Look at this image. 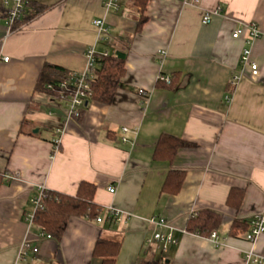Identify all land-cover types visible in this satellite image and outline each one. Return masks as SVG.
I'll use <instances>...</instances> for the list:
<instances>
[{
	"label": "crops",
	"instance_id": "obj_1",
	"mask_svg": "<svg viewBox=\"0 0 264 264\" xmlns=\"http://www.w3.org/2000/svg\"><path fill=\"white\" fill-rule=\"evenodd\" d=\"M103 2L31 0L28 20L12 30L0 13V264H16L25 242L39 250L40 262L29 254L21 264H101L93 255L99 237L122 240L115 264H245L247 252L264 259V235L253 244L247 231L229 235L235 221L264 213V0H149L144 12L135 0H121L115 13ZM216 10L204 25L203 14ZM101 18L113 42L98 51L127 55L122 88L112 105L91 100L80 119L64 124V103L37 91V81L47 64L86 71V50L97 44L93 21ZM253 23L262 34L251 46L256 80L240 63L247 35H232ZM175 73V90L157 86L161 75ZM124 127L129 144L121 140ZM163 134L197 146L178 150L171 164L157 161ZM172 171L185 173L176 195L162 192ZM81 182L95 184L96 203L121 212L123 221L72 218L60 244L40 239L27 221L39 188L75 196ZM237 188L245 197L235 210L227 200ZM204 210L222 215L220 247L186 231L189 218ZM153 217L173 230L177 244L167 253L153 235L168 231L150 224Z\"/></svg>",
	"mask_w": 264,
	"mask_h": 264
},
{
	"label": "trees",
	"instance_id": "obj_2",
	"mask_svg": "<svg viewBox=\"0 0 264 264\" xmlns=\"http://www.w3.org/2000/svg\"><path fill=\"white\" fill-rule=\"evenodd\" d=\"M149 0H135L136 6L144 12ZM146 18H141L138 22V31H140ZM127 55L117 53L109 57H103L98 60L97 66L94 69V80L92 84V101L102 105H112L116 99V94L122 88L121 79L126 74ZM71 73L61 67H56L47 64L41 71L36 84V90L47 92V84H57L68 78ZM180 74L170 76V84L158 82L157 86H165L170 90H175L180 82ZM159 141L154 151V159L157 161H167L170 164L174 161L180 149H192L197 145L181 138H174L170 135L163 134L159 137ZM184 172H170L166 178L162 192L176 195L180 192L184 184ZM5 181V175L0 174V186ZM97 186L88 182H81L75 196L62 194L56 191H45L41 199V207L34 213L33 227L40 229L41 232L50 235L52 240L60 244L63 239L67 226L72 218H83L90 221L97 220L102 216L105 222L113 223L111 218H108L106 212L95 201ZM227 200L228 206L238 210L245 197V192L242 189H232ZM222 215L213 210H204L191 216L187 221V233L198 235L209 239L210 234L218 231L222 226ZM249 223L235 221L229 232L230 236H236L239 231H248ZM96 246L93 251L95 259H99L101 264H115L122 247V240H108L99 237L96 240Z\"/></svg>",
	"mask_w": 264,
	"mask_h": 264
},
{
	"label": "built area",
	"instance_id": "obj_3",
	"mask_svg": "<svg viewBox=\"0 0 264 264\" xmlns=\"http://www.w3.org/2000/svg\"><path fill=\"white\" fill-rule=\"evenodd\" d=\"M190 1V3H193L197 5L200 3L201 0H185ZM31 4V0H0V13L5 18L6 26L8 30H12L15 28V26L19 23H22L24 21H27L29 18V7ZM103 8L105 12L107 13H115L118 12L121 9V0H104L103 2ZM219 10H216L215 12H205L202 16L201 22H203L204 25H210L212 22V18L215 14L218 13ZM93 26L97 29V44L95 46L88 47L86 50L85 56L87 60V67L86 71L83 73H71L68 78L62 80L60 83L57 84H47L46 90L49 92L50 96L56 100L63 102L65 105V122L64 124H67L69 121H77L80 119L83 115V112L86 110L88 104L90 103L91 95H92V84L91 82L94 80V69L97 66V62L100 59H103V57H109L111 56L109 51H102L99 52L97 49L98 44H102L104 42H107V44H111L113 42L110 27L107 26V23L104 18L97 19L93 21ZM245 34L247 35L245 42L248 47L245 48L240 63L242 64L244 71H249V77L252 80L258 79L259 75V68L258 65L251 60L252 55V49L251 46L253 43L258 40L262 34L259 30V27L256 24H250L245 25L243 28L235 30V32L232 34L233 38L239 39L241 37H244ZM160 57H164L166 55L165 52L160 51L159 52ZM5 61H9V59L5 58ZM244 78V73L235 74L232 77V81L230 82L231 86H237ZM158 81H162L166 84H170V76L167 75H161L158 79ZM139 95L143 96L144 98H147L146 93L143 90L139 91ZM228 101H230L228 99ZM65 131V128L59 129L57 131L58 138L54 140V146H53V154H56L60 150L61 146V135H63V132ZM123 137L121 138L123 144H129L131 143V140L128 138V135L131 133V130L129 128H122ZM15 178H18V176H13ZM12 177V178H13ZM6 178H10V176H6ZM110 193H115L116 189L113 186H110L109 188ZM45 194L44 188H39L38 194L35 198L32 199V203L34 206V212L28 216V223L29 226L33 227V219H34V213L38 209V207H41L42 198ZM106 212H108V218H111L114 222V224H119L123 221V215L121 212L116 211L114 209H109ZM97 223H103L104 218L102 216L98 217L96 220ZM150 224H155L158 227L167 230V235L156 233L153 235V239L155 242L158 243V249H160L162 252L167 253L170 245L177 244L176 239L173 235V230L167 224L165 219L163 218H156L153 217L150 220ZM245 240L251 244H253L259 237L264 235V213L255 215L251 221L249 222V228L248 231L244 234ZM40 239L43 240H51V236L47 235L43 232H39ZM209 241H211L215 247L222 246L221 238L218 236L217 231H214L210 234ZM31 254L35 261L40 262L38 257L39 250L35 248L31 243L25 242L19 251L18 256V262L16 264H21L25 262L28 258V255ZM244 263L245 264H264V259L260 258L253 252H247L244 256Z\"/></svg>",
	"mask_w": 264,
	"mask_h": 264
}]
</instances>
